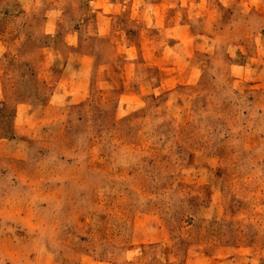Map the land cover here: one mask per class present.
I'll use <instances>...</instances> for the list:
<instances>
[{
    "label": "rangeland",
    "instance_id": "rangeland-1",
    "mask_svg": "<svg viewBox=\"0 0 264 264\" xmlns=\"http://www.w3.org/2000/svg\"><path fill=\"white\" fill-rule=\"evenodd\" d=\"M0 264H264V0H0Z\"/></svg>",
    "mask_w": 264,
    "mask_h": 264
}]
</instances>
